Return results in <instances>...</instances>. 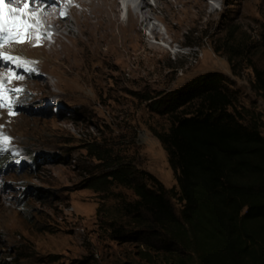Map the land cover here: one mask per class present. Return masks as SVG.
<instances>
[{
    "label": "rangeland",
    "instance_id": "rangeland-1",
    "mask_svg": "<svg viewBox=\"0 0 264 264\" xmlns=\"http://www.w3.org/2000/svg\"><path fill=\"white\" fill-rule=\"evenodd\" d=\"M112 2L125 18L124 2ZM203 4L205 13L196 14L201 1L192 2L191 29L164 34L161 28L164 41L141 29L124 46H98L104 55L98 58L72 46L79 53L72 58L84 66L73 82L56 66L40 64L54 72L45 75V87L37 74L0 61L5 87L23 90L7 93L10 107H0V264H129L117 256L107 226L118 199L132 200L131 192L112 187L100 194L88 187L121 164L135 176L153 178L144 181L147 188L176 189L167 155L153 136L169 122L150 109L200 76L223 78L245 124L264 138V95L255 77L258 71L264 78V0ZM163 10L169 15L159 0L155 15ZM9 72L24 79H8ZM170 204L177 213L179 202ZM121 248L135 256L131 264H141L136 245Z\"/></svg>",
    "mask_w": 264,
    "mask_h": 264
},
{
    "label": "trees",
    "instance_id": "trees-1",
    "mask_svg": "<svg viewBox=\"0 0 264 264\" xmlns=\"http://www.w3.org/2000/svg\"><path fill=\"white\" fill-rule=\"evenodd\" d=\"M255 77L264 95L263 74ZM223 81L200 76L150 109L169 122L153 136L176 189L147 188L153 178L121 164L89 185L100 194L112 187L131 192L132 200L118 199L107 226L117 256L129 264L135 256L121 246L136 245L141 264H264V138L245 124Z\"/></svg>",
    "mask_w": 264,
    "mask_h": 264
},
{
    "label": "bare ground",
    "instance_id": "bare-ground-1",
    "mask_svg": "<svg viewBox=\"0 0 264 264\" xmlns=\"http://www.w3.org/2000/svg\"><path fill=\"white\" fill-rule=\"evenodd\" d=\"M121 1L126 7L125 18H119V9L112 0H37L35 4H32L31 0H11V2L5 0L4 12L9 19L21 17L34 26L24 34L26 42L12 45L9 51L11 54L17 53L24 60L30 61L31 63L27 66L33 70L28 73L42 77L39 83L47 87L45 75L53 76L54 72H45L41 69L42 66L46 67L49 64L56 66L65 78H68L67 81L71 82L76 75L82 72L84 66L72 58L73 53L84 55L95 52L94 58L104 57L97 49L98 46L109 43L124 46L127 41L132 40L134 31L140 32L141 29H148L154 38L158 37L164 41L161 28L164 34L172 31L182 32L192 28L190 8L193 0H164L169 15L163 10L164 15L161 17L155 15L159 0H153L155 8L149 6L148 0ZM200 1V13L195 12L196 14L205 13V4L203 0ZM25 3H29V8L24 9ZM12 9H17V11L13 12ZM21 9H23L22 12ZM61 12L65 13L63 17ZM213 13L214 10L211 9L210 14ZM169 17L176 21L172 23ZM154 22L159 23L160 26ZM36 26L39 27L40 33L50 34V38L41 36L39 46H33L36 43ZM28 36L32 37L30 41ZM57 46L66 47L58 52ZM72 46H80L79 53ZM159 51L162 49L159 48ZM7 63L15 66L10 62ZM108 66L113 69L115 65L108 61ZM58 85L59 82L56 81L55 86Z\"/></svg>",
    "mask_w": 264,
    "mask_h": 264
},
{
    "label": "snow or ice",
    "instance_id": "snow-or-ice-1",
    "mask_svg": "<svg viewBox=\"0 0 264 264\" xmlns=\"http://www.w3.org/2000/svg\"><path fill=\"white\" fill-rule=\"evenodd\" d=\"M11 2V0H10ZM37 0H31L32 4H35ZM5 0H0V61L10 62L15 65L17 68H22L24 71H32L29 65L31 62L23 60L21 57L12 55L9 51L12 45L16 43L23 44L25 43L24 34L27 33L30 29H33L34 26L27 23L21 17H13L9 19L4 12ZM29 8V3L24 4V9ZM13 12L17 9H12ZM21 12L23 9L20 10ZM65 13L61 12L63 17ZM44 35V38H50V34H42L39 31V27H35V39L36 43L33 46H39L41 36ZM32 39L31 36H28V40ZM14 76L17 80L24 79L21 75H16L9 72L8 79ZM6 77L4 73H0V107H10L9 103H4V100L7 97V93H18L23 91L21 88H6L5 87ZM4 143H7L8 137H3ZM4 150V149H0Z\"/></svg>",
    "mask_w": 264,
    "mask_h": 264
}]
</instances>
